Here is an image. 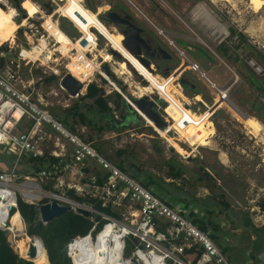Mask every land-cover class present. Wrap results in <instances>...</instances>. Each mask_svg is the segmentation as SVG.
Masks as SVG:
<instances>
[{"label": "rangeland", "instance_id": "1", "mask_svg": "<svg viewBox=\"0 0 264 264\" xmlns=\"http://www.w3.org/2000/svg\"><path fill=\"white\" fill-rule=\"evenodd\" d=\"M16 2L18 8H14L12 0H0V55L5 58H15L17 47L14 44L26 47L35 44V38L40 34L39 24L42 18L44 24L50 27L49 34L59 46L58 48L63 51L75 48L76 56L81 57V64L68 66L73 76L79 81L86 80L84 67L87 66V60L84 54L89 51L92 57L90 62L93 65L104 62L111 72L112 77L108 76L111 83L102 79L97 73L93 75L94 79H101L100 83L104 91H116L118 88L117 90L123 96L136 98L137 90L147 83L130 68L126 73L125 65L110 56L107 47L108 44L114 43L109 36L116 34L115 32L120 34L121 32L116 23L107 19L106 13L121 9L132 18L134 25L141 29L142 38L150 41L154 47L159 46L169 55L167 59H163L156 55L148 58L141 54L149 62L152 69L150 73L164 77L165 70L169 69V73H172L178 65L182 64L183 69L176 75L177 82L181 76L200 91V95H185L180 86L185 96L183 98L181 92L174 89V87L177 88L176 85L170 86V90L175 95L171 99L179 100L177 105L180 101L189 100L191 102L189 107L195 109L197 104L200 105L195 101L196 99L209 104L214 93L207 80L219 89L226 90L228 99L248 117L246 119L241 117L226 102H216L218 106L214 109L215 112L213 111L211 118L213 129L207 130V127L200 125L197 127L187 125L189 133L181 131L179 134L186 136L190 144L200 145L194 156L188 153L189 147L186 143L177 141L171 133L166 134L167 129L156 132L154 127L147 124L140 116L139 119L128 121V128L119 131V125H117L118 131L116 128L108 132L105 137L94 136V140L89 144L100 145L105 152L102 155H106L104 157L112 163H115L117 159H123L125 163H131L134 167L147 171L149 167L162 171L166 152L168 157H172L185 166L184 171L191 175L190 184L194 186L192 191L201 194L202 187H205L206 191L219 202L213 201L215 203L213 208H219L221 213L223 212L220 215L221 222L229 221L230 225H224L220 230L211 229L209 232L217 236V247L225 248L223 254L230 264H252L254 258H251L252 262L245 263L248 257L246 253L248 255L251 253L252 257L257 256L256 264H264V207H261L264 204V107L261 106H264V92L259 94L239 75L246 74L243 64L256 77L264 79V65L242 45L227 58L216 51V47L224 40H227L225 42L227 47L234 46L235 37H230L227 29L232 27L236 31L243 32L246 39L264 55V0L259 8L253 7L248 0H40L45 7L33 0H16ZM87 6L93 10L88 9ZM51 14L55 18H63L60 22L65 30L64 33L75 39H68L61 30L53 27L47 16ZM90 17L94 22L91 40L85 32L90 28ZM157 29L162 31L173 44L158 33ZM31 32L35 35L28 37ZM77 35H79L78 38H76ZM198 49L205 51L208 57L201 55ZM235 55L239 61L233 60ZM187 59L196 62L206 78H201L196 72L190 71L187 68ZM66 60L64 55L56 60L57 64L52 65L62 71V65ZM38 63L36 61L26 66L21 65L19 68L20 78L29 83V87L23 90L29 93L34 101L39 99L40 107L49 113L61 115L76 98L67 96L56 80L46 81L45 78L49 72ZM79 71L83 73V77L77 75ZM99 73L103 77V72L99 71ZM146 95L157 103L156 109L162 113L161 108L167 101L163 100L155 90ZM111 98H113L112 93ZM109 106L112 107L111 103ZM214 106H209L206 109L207 112ZM114 113L115 120H119V116L125 111L119 106ZM184 115L194 116L190 112H184ZM248 119L257 121L258 128L249 124ZM77 133L87 135L85 131L81 132L79 127H77ZM208 133H211L209 139L206 136ZM84 136L81 137L85 139ZM90 138L93 139L92 136ZM170 146L173 147L172 152L167 151V147ZM52 147L51 142H47L44 149L48 151ZM65 147L69 152V146L65 145ZM117 150H122L123 153L118 155ZM218 152L219 158L216 157ZM0 153L9 161L6 166L14 163V160L8 158L1 148ZM184 154L188 155L184 157ZM224 154L227 162H224ZM186 157L191 159L187 160ZM219 159L225 163L224 166L220 164ZM30 165L31 162H27L26 156L20 157L15 163L19 172L33 174ZM199 165L207 167L213 175L215 174L216 177L213 176L216 179L215 182L201 175ZM196 176H199L201 180H197ZM185 181L187 183L183 185L188 192V188L192 186L188 180ZM161 187L163 190L167 189L163 185ZM50 190L58 192L55 189ZM209 198L211 197L208 196L205 200ZM203 201L204 197L200 199V203ZM40 202L39 204L46 203L48 199L42 198ZM229 204L234 208L229 207ZM231 213H235L237 219L232 217ZM224 214H226L225 219ZM240 217L242 221H237ZM231 229L234 230L230 231ZM25 240L27 239L21 238L18 242L24 243L27 247L28 241L25 242ZM8 243L15 251L13 240L8 238ZM127 254L128 249H125L124 255ZM20 255L25 258L26 251ZM46 259L45 257L41 264L46 262Z\"/></svg>", "mask_w": 264, "mask_h": 264}, {"label": "built area", "instance_id": "2", "mask_svg": "<svg viewBox=\"0 0 264 264\" xmlns=\"http://www.w3.org/2000/svg\"><path fill=\"white\" fill-rule=\"evenodd\" d=\"M47 16L53 27L64 33L59 27L58 18L52 14ZM44 23L41 18L40 34L35 38V44L28 47L14 44L17 47L15 58L0 55V147L17 160L22 156L44 155L42 145L51 142L53 148L47 155L57 159L47 162L45 167L34 174L18 173L12 168L0 170V230L5 233V237L14 240V235L10 233V218L13 212H17V197L35 205H39L42 198H47L48 201L55 199L59 205H69L75 213H78L75 211L76 207L85 208L90 213L92 224L87 232L73 235L65 244V255L69 264H100L104 261L108 264H131L130 258H134L136 264H230L208 234L191 222L189 206L175 208L166 203L164 198L155 196L149 188L143 187L137 180L122 172L76 133L63 127L47 110L40 107L39 99L34 101L30 94L23 90L29 87V83L20 78L19 68L36 61L48 70L49 75L55 76L57 83L66 73L78 80L68 70L70 65L81 64V57L76 56L77 50L59 49L49 34L50 27ZM64 34L70 40L75 39ZM34 35L31 32L28 37ZM78 37L79 35L76 38ZM64 55L67 60L62 65L63 70L59 71L52 64H57L56 60ZM90 55L89 51L84 54L87 60V66L84 67L86 80L78 81L82 88L89 82L103 88L101 79H94L93 75L97 73L104 79L99 73L104 62L93 65ZM186 64L187 68L196 72L199 77H206L196 62L187 59ZM77 75L84 76L83 73ZM207 81L214 93L209 104L196 99L200 105L197 104L195 109H191L189 100L180 101L179 105H175L173 115L165 111L164 107L161 108L162 113L158 112L165 123H169L166 134L171 133L177 141L186 143L189 147L188 153L193 156L200 145L190 144L186 136L179 135V130L184 125H200L207 127V130L213 129L211 118L218 106L216 102H225L228 99L225 89H219L210 80ZM172 82L181 91L176 77ZM212 105L215 106L207 112L206 109ZM183 109L190 111L194 116H185ZM23 119L29 120V125L18 131L17 126ZM206 136L209 139L211 133ZM65 145L69 146V152ZM88 159L98 167L100 175L89 172L83 180L74 182V175L79 173L82 163ZM68 173L72 175L71 178H66ZM45 184L47 188L44 187ZM67 189L82 197L88 194L98 201L101 207L109 206L113 209L116 216L95 210L91 204L86 206L84 202L70 199L66 195ZM95 215L103 220L99 226L98 220L93 219ZM38 220L40 221L39 217ZM126 239L130 240L129 247L126 245ZM125 249H128L127 255H124ZM184 249L191 251L185 252Z\"/></svg>", "mask_w": 264, "mask_h": 264}, {"label": "trees", "instance_id": "3", "mask_svg": "<svg viewBox=\"0 0 264 264\" xmlns=\"http://www.w3.org/2000/svg\"><path fill=\"white\" fill-rule=\"evenodd\" d=\"M13 1V0H12ZM36 1L38 4H41L44 6V3H40V0H33ZM45 7V6H44ZM88 9L93 10L90 6H87ZM61 20H63L62 17H58L59 21V27L63 31L64 28L61 24ZM65 20V19H64ZM228 33L230 37H235V44L234 46L227 47L225 45V42L227 40L221 41L219 45L216 47V51L224 57L227 58L230 56V54L238 48L240 45L243 47L247 48L248 51L256 57L263 65H264V55L253 45L251 44L245 37L244 33L241 31H236L232 27H228ZM182 44L181 41H178ZM199 53L203 56H207V53L203 51L202 49H198ZM153 55H148V58H152ZM234 61H239L238 57L235 55V58L233 59ZM243 68L245 70V75H240L242 79H244L251 87H254L259 94H263L264 92V79L256 77L250 69H248L245 65H243ZM169 72V69H167ZM82 73V72H78ZM46 81L50 80H56L55 76L53 75H48L45 78ZM178 82L180 86L183 88V93L185 95L191 94V95H200V91L195 87L194 84L186 81L184 78L181 76L178 78ZM119 91V90H117ZM111 93L113 94V98H111ZM110 94H105L103 89L101 87L96 86L94 82H89L86 84L84 93L80 96L77 97L76 101L69 106L68 108L64 109L63 114H51L53 118H55L63 127H65L67 130L70 132H74L73 129L71 128V125H67V118L68 116H76V119L78 121L83 122L85 120V114L83 111L79 109L82 100L87 98L90 99L91 104L93 107L102 113L108 114V119H107V128L110 130H114V127L119 125V131L124 130L127 127V122L136 118H140L139 115L137 114H131V119H129V110L126 107V104L124 100L122 99L121 95L117 93L116 91H111ZM108 103H111L112 107L108 105ZM121 106L125 113H122L119 116V120H115V118L112 115V111L116 110ZM264 107L263 105H261ZM215 112V111H214ZM60 116V117H58ZM116 129V128H115ZM118 131V128H117ZM75 133V132H74ZM77 135V134H76ZM82 139V138H81ZM83 140V139H82ZM84 141V140H83ZM86 142V141H85ZM93 148L101 153L105 154L103 151L102 147L100 145L94 144ZM118 155L123 153L122 150H117L116 151ZM106 156V155H104ZM191 159V158H190ZM189 159V160H190ZM52 156L49 155H41V156H35V157H27V162H31L30 165V170L34 174L37 170L40 168H43L46 166L47 162H53L56 161ZM167 172L170 174L172 177L179 176L183 173L185 170V166L172 159V157H168L167 159ZM115 164L122 172H124L126 175L130 176L134 180H137L139 184H141L145 188H149L150 191L157 197H160L161 199L163 198L162 195L159 193V178H157L154 174L150 173L147 170H142L138 169V167H134L131 163H125L123 159H117L115 161ZM199 170L201 175L210 180L211 182H215V174L213 175L208 173L205 169L204 166L199 165ZM92 173L96 175H100L98 172L92 171ZM216 177V176H215ZM197 180H201L200 177H196ZM45 188L48 186L45 184ZM66 195L76 201V202H89L92 207L95 210H98L100 212H103L104 214H107L109 216L115 217L116 212L111 209L109 206L101 207L99 202L96 200H88L82 196L76 195L73 193V190L67 189L66 190ZM166 203L167 200H165ZM217 202V201H216ZM41 203V202H39ZM38 203V204H39ZM219 203V202H217ZM37 207L38 205L31 204V203H26L19 199L18 197L16 198V211L19 214L20 218L22 219L24 223V233L27 236H37L41 244L43 246L42 252L43 254L46 253V262L47 264H69V260L65 255V244L66 242L70 239L75 234H84L87 232L88 228L91 226L92 221L89 219L90 215L84 216L79 213H75L72 210L66 211L63 214L59 215L56 218H53L52 220L46 222L45 224H42L38 220V213H37ZM261 207H264V204L261 205ZM189 218L191 222L201 231L206 232L208 236L214 241V243L217 245V236L213 232H207V225L203 221V219L197 218L195 213L193 211H189ZM94 220H98V226L103 222V220H100L98 216H93ZM264 228V227H263ZM262 229V228H261ZM260 229V230H261ZM263 230V229H262ZM263 234V232H262ZM264 235V234H263ZM264 239V236H263ZM26 242V240H25ZM13 245L15 252L11 246L9 245L8 241L6 240L5 233L0 230V264H35L33 261H28L24 258H21L19 256L20 253L18 251V248L15 244V241L13 240ZM126 245L129 247L130 245V240L126 239ZM221 252L223 253L225 251V248L223 247L220 249ZM185 252L191 251V249L186 250L184 249ZM198 254V252L196 253ZM19 255V256H18ZM227 259V258H226ZM228 261V259H227ZM44 262L43 264H46ZM229 262V261H228ZM230 263V262H229Z\"/></svg>", "mask_w": 264, "mask_h": 264}, {"label": "crops", "instance_id": "4", "mask_svg": "<svg viewBox=\"0 0 264 264\" xmlns=\"http://www.w3.org/2000/svg\"><path fill=\"white\" fill-rule=\"evenodd\" d=\"M84 89H85V86L82 88V90L78 96H80L84 93ZM103 91H104V89H103ZM104 93L110 94L111 92L104 91ZM77 97H74V98L77 99ZM76 99L69 106H71L76 101ZM109 104L110 103H108V105ZM79 109L84 112L85 120L83 122H80V121H78V119H76V116H68L66 123H67V125H71V128L73 129V131L76 132V134L80 138H82L81 136H84V135H82L81 133H77V127H79L81 132L85 131V133H87V135L84 136L85 139L84 138H82V139L84 141H86L87 143H91L95 138L94 136L105 137L108 132L114 131L115 128H117V126L114 127V130H110L107 128L106 122L108 119V114L97 111L93 107V105L91 104L90 99H87V98L83 99ZM128 114L130 116L129 119H131V114L130 113H128ZM112 115L114 118L116 117L114 111H112ZM68 119H70V121H68ZM28 125H29V120L23 119L18 124L17 130L22 131ZM90 136H92L93 139H91ZM45 145H46V143H44L41 148H42V153L46 155V154H49L50 149H52L53 147L50 148L48 151H46L44 149ZM0 148L3 149L2 147H0ZM4 153L8 158L13 159L14 163L12 165L6 166L9 163V161H7V158L4 157V155L0 153V170H8V169L12 168L18 173H24V172H19V170H17L15 167V163L19 159L15 160L13 157L8 155L5 151H4ZM165 153H164V159L165 160H164L163 165H162V171H159L153 167L148 168V171L150 173L154 174L157 178H159V183H160L159 193H160V195H162L163 198L165 200H167V202L175 208H180L182 206H189L190 210L195 213L196 217L203 219V221L206 223L207 232L211 229L212 230H217V229L220 230L223 228L224 225L229 226L230 225L229 221L221 222L222 217H220V215L223 212L221 213V210L217 207L213 208V204H215L213 201H216V199L206 191L207 188L202 187L201 194H199L196 191H192V190H194V189H192V188H194V186L192 184H190L192 182L191 178H190L191 175L185 171H183V173L179 176H176V177L170 176V174L167 172V162H166L168 159V155H167V153L165 155ZM219 154H220L219 152L216 154L217 158H219L218 157ZM223 158L225 160L224 162H227V157L225 154H224ZM186 159L189 160L190 158H186ZM219 162L222 166L225 165V163L222 162L221 159H219ZM19 169L21 170L22 168H19ZM204 169L208 173L212 174L208 170L207 167L204 166ZM92 171L101 173L100 170L98 169V167L91 160H89V159L84 160V162L82 163V165L80 167L79 173L74 175L73 181L78 182V181L83 180L84 177L87 176V173L92 172ZM71 177H72V175H70L69 173L66 174V178H71ZM196 177H198V176H196ZM185 180H188L189 184L192 186L191 188H188V192L186 191V186H184L187 183V181H185ZM161 185H163V187L167 188V189L163 190ZM208 196H210L211 198H209L208 200H205V198ZM203 197H204V201L202 203H200V199H202ZM229 207L234 208L231 204H229ZM225 215L226 214H224V219H225ZM231 215H232V217H236L235 213H231ZM238 216H239V213H238ZM236 219H237V217H236ZM237 221H242L241 217ZM232 230H234V229H231L230 231H232ZM246 254L249 257V259L247 257V259L245 260V263L252 262L251 258L252 259L254 258V261L252 264H256L257 256L252 257V256H250L251 253H250V255H248V253H246Z\"/></svg>", "mask_w": 264, "mask_h": 264}, {"label": "water", "instance_id": "5", "mask_svg": "<svg viewBox=\"0 0 264 264\" xmlns=\"http://www.w3.org/2000/svg\"><path fill=\"white\" fill-rule=\"evenodd\" d=\"M13 3H14V8H18V3L16 2V0H13ZM106 16L113 23H124L129 27L128 34L121 32V35H122L121 44L149 72H151L152 69L149 66L148 60L143 58L141 55L140 46L145 44V40L140 36L141 29L136 27L133 23H130L127 20V18H128L127 15H125L124 17H121L116 12L108 11L106 13ZM108 50H109L110 56L116 58L118 61L122 60V56L117 51H114L112 49H108ZM157 52L159 53V56L163 59H167L169 57V55L160 47H157ZM101 69L106 76L112 77L111 72L105 63L101 65ZM130 69L133 70L132 68H130ZM133 71H135V70H133ZM168 73H169L168 70H165L164 76L168 75ZM58 85L69 96H76L77 97L80 94L79 93L80 90L82 89V84L68 73L64 74L60 78V80L58 81ZM116 92H118L122 96V99L124 100L126 107L128 108L130 114L139 115V113H138V110H139L141 113H143L144 117H146L150 121H152L153 125L156 128L162 129L166 126L165 121L160 117V115L158 114V111L156 109L157 103L155 101H153L149 96L142 95L140 97L132 98L130 96H123L120 91L116 90ZM225 102L234 111H236V113H238L241 117H246V115L231 100L226 99ZM167 150L169 152H172L173 147L170 146L167 148ZM83 197L88 199V200H93V198L90 197L88 194H84ZM89 204H90L89 202H84V205H86V206H89ZM69 210H71V207L69 205H59L56 202V200H54V199H52L46 203L39 204L37 207L38 217H39L40 221L44 222V223L52 220L53 218L58 217L59 215L63 214L66 211H69ZM75 211L81 215H84V216H87L90 214L87 209L82 208V207H76ZM33 237H34V235L29 237L30 242L27 246V251H26L27 257L24 258V257H21L18 255L19 257L24 258V259L31 261V262H32V258H34L36 256V248L32 243ZM35 237H37V236H35ZM129 261L131 264H136V261L134 260V258H130Z\"/></svg>", "mask_w": 264, "mask_h": 264}, {"label": "flooded vegetation", "instance_id": "6", "mask_svg": "<svg viewBox=\"0 0 264 264\" xmlns=\"http://www.w3.org/2000/svg\"><path fill=\"white\" fill-rule=\"evenodd\" d=\"M116 13L119 16H121V17H124L125 15H127L128 16L127 20L130 23H133L132 18L126 12H124L123 10L120 9V11H117ZM71 24L73 25V22ZM116 25H117L118 29L120 30V32L128 34L129 27L126 24H124V23H116ZM89 26H90V28L87 29L85 32H86V35L89 36V39L91 40L92 39L91 35L93 33L92 31L94 30V22H93V19L91 17L89 18ZM157 31H158V29H157ZM113 32H115V31L113 30ZM115 33L116 34L113 33L112 35L109 36L110 39H112L113 35H119L120 38L117 41H114L113 46L124 56V58L128 59L131 62L132 66L135 68L136 73H138L143 78V80L147 81V84L146 85H142L141 87H143V88L149 87L151 89V91L155 90L157 92V94H159L164 100L167 101V104L164 106V110L167 111L170 115H173V112H175L174 111L175 110V105H177L176 103H178L179 100L177 98L174 99V100L171 99V98L175 97V95H174V92H172L170 90V86L176 85V84H174L172 82V80L174 79V77H176L177 73L183 69V65L182 64L178 65L172 71V73H170L167 77H164V78L163 77H159L156 74H152L131 53H129L123 47V45L121 44L122 35L120 33H118V32H115ZM158 33H160V32L158 31ZM163 36H165V35L163 34ZM166 39H167V37H166ZM83 46H85V44H83ZM157 47H159V46L155 45V47H154V46L151 45L150 41L145 40V44L140 46L141 54H143V55H145L147 57H148L149 54L150 55L159 56V53L157 52ZM122 64H124V63H122ZM125 67H126V73H128L127 72L128 71V67L126 65H125ZM103 78H104V75H103ZM106 81L109 82V83L112 82V81L110 82V80H108V79H106ZM117 89L118 88H116V90ZM174 89L177 90L178 88L174 87ZM181 96L183 98L185 97L182 94V92H181ZM183 112H190V111H188L186 109H183ZM154 129L156 130V132H158V131L166 130L168 128H166V129H156V128H154ZM181 131L183 133H187L188 134L189 133L188 132L189 128L187 127V125H184V127L181 130H179V134H180Z\"/></svg>", "mask_w": 264, "mask_h": 264}, {"label": "bare ground", "instance_id": "7", "mask_svg": "<svg viewBox=\"0 0 264 264\" xmlns=\"http://www.w3.org/2000/svg\"><path fill=\"white\" fill-rule=\"evenodd\" d=\"M214 1V0H213ZM249 1V4H251V5H253V7H256V8H259L260 6H261V4H262V0H248ZM248 4V5H249ZM198 9V8H197ZM196 9V10H197ZM194 12V11H193ZM199 15V14H198ZM202 15H200V17H201ZM9 17H10V15H9ZM204 17V16H203ZM12 19V18H11ZM207 19V18H206ZM205 20V19H204ZM203 21V20H202ZM208 21V20H207ZM204 22V21H203ZM206 22V21H205ZM159 32L163 35L164 33L162 32V31H160L159 30ZM120 38V36L119 35H115V36H112V39L114 40V41H117L118 39ZM168 39V38H167ZM168 41H169V43L170 44H173L172 42H171V40H169L168 39ZM173 46V45H172ZM107 47L109 48V49H112V50H114V51H117L121 56H122V60H120L119 62H121V63H124L127 67H129V68H132L133 70H135V68L132 66V64H131V62L128 60V59H126V58H124V56L112 45V44H108L107 45ZM173 47H176L175 45L173 46ZM36 51V53H38V49H36L35 50ZM180 53H182V51L180 52ZM184 55V54H183ZM126 71V70H125ZM128 72V71H127ZM136 72V71H135ZM138 74V73H137ZM103 75H104V78L105 79H108L109 80V78H108V76H106L104 73H103ZM203 78H206V77H203ZM144 81H146V80H144ZM146 83H147V81H146ZM135 87V86H134ZM138 88H140V86L138 87ZM136 90V89H135ZM134 92V91H133ZM152 91H151V89L149 88V87H145V88H143V87H141L140 89H138L137 90V92L135 93V97H140V96H142V95H146V94H148V93H151ZM162 98V97H161ZM163 99V98H162ZM138 113H139V116L141 117V118H143L144 120H145V122L147 123V124H149L150 126H152V127H154V128H156L154 125H153V123H152V121H150L148 118H146V117H144V115H143V113H141L139 110H138ZM248 116H246V117H243V118H247ZM252 118V117H251ZM248 121V123L249 124H251V125H254V126H256L257 128H258V126H259V124L257 123V121H255V120H253V119H248L247 120ZM246 123V122H245ZM169 125V123L168 124H166V126L164 127V128H162V129H166L167 128V126ZM156 129H158V128H156ZM196 131V130H195ZM188 154H184V156H187ZM55 200V199H54ZM24 223H23V221L21 220V218H20V216H19V214L17 213V212H13V214H12V216H11V218H10V233H12L13 235H14V241H15V244H16V246H17V248H18V251L20 252V253H22V252H25V251H27V247H25V244L24 243H22V242H18V240H20L21 238H23V239H27L26 240V242L28 241V244H29V242H30V236H27V235H25L24 234ZM11 235V234H10ZM33 245L35 246V248H36V256L34 257V258H32V261L35 263V264H41L43 261H44V259H45V254H43L42 253V244H41V241H40V239L39 238H37V237H33ZM28 246V245H27ZM44 252V251H43ZM22 256V255H21ZM23 257V256H22ZM27 256H25V258H26ZM100 264H108L107 263V261H104V262H102V263H100ZM118 264V263H117Z\"/></svg>", "mask_w": 264, "mask_h": 264}]
</instances>
